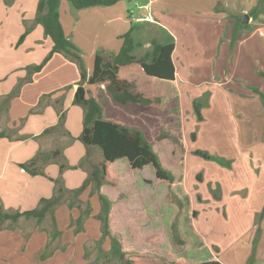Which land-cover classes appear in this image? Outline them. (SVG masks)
Returning <instances> with one entry per match:
<instances>
[{
    "label": "crops",
    "instance_id": "crops-1",
    "mask_svg": "<svg viewBox=\"0 0 264 264\" xmlns=\"http://www.w3.org/2000/svg\"><path fill=\"white\" fill-rule=\"evenodd\" d=\"M38 3L39 0H17L18 7L12 12L16 5L0 0V205L6 213L40 208L42 198L56 195L54 179L63 183L64 172L54 160H39L42 172L35 174L23 164L39 152L52 149L54 137L47 138L45 134L53 133L45 130L58 122L60 111L65 109L64 101L75 104L79 87L80 69L63 53H56L40 71L30 68L40 64L53 46L44 26L42 29L40 23H35ZM134 3L140 8L135 11L140 18L137 21L128 14L132 7L127 0L87 8L91 19L105 15L112 23L119 21L112 28L117 41L107 46L113 49H107L111 53L108 59L118 53L121 37L130 29L136 42L134 50L146 45L141 54L133 50L138 57L152 51L153 40L174 41L175 83L180 96L186 93L188 97L189 89L198 88L205 103L198 98L194 103L201 105L197 112H203L204 120L205 109H215L217 117L222 118L216 128L238 135L239 143H259L257 146L264 149V0ZM73 11L72 5L63 0L62 22L63 16ZM79 12L75 11V15ZM245 15L249 18L245 19ZM32 23L35 29L31 32ZM154 24L159 27L157 38ZM63 25L71 39V32L64 22ZM24 33L25 38L19 42ZM31 55L37 58L32 61ZM85 88L88 90V85ZM51 105L55 108L51 109ZM84 166L83 170L77 168L81 176L75 174L78 178L67 185L59 201L43 216L0 219V264H117L109 259L112 239L103 234L98 217L102 208L99 192L91 185L77 190L89 175ZM100 193L106 195L105 187ZM215 259L224 262L218 256Z\"/></svg>",
    "mask_w": 264,
    "mask_h": 264
},
{
    "label": "rangeland",
    "instance_id": "rangeland-1",
    "mask_svg": "<svg viewBox=\"0 0 264 264\" xmlns=\"http://www.w3.org/2000/svg\"><path fill=\"white\" fill-rule=\"evenodd\" d=\"M4 1L11 5L17 0ZM127 4L135 11L140 9L134 0H127ZM15 5L12 12L18 7ZM75 11L78 10L63 16V22L79 48L87 72L91 73L96 54H102L106 63L111 61L108 50L113 49L107 46L117 41L112 28L119 21L112 23L105 15L91 19L87 8L81 9L78 15ZM154 26L157 38L159 27ZM142 50H146V45L134 52L141 54ZM29 58L34 61L37 57ZM25 60H28L26 56ZM85 85H88L89 97L100 95V89L106 88L107 83L85 82ZM188 97L186 93L184 97L178 93L167 108L142 114L134 113L132 106L112 98L102 102L105 118L123 120L145 132L163 165L175 176L169 182L157 178L151 165L133 170L127 159L117 160L113 168L118 184L105 183L100 188L105 187V196L111 202L112 231L121 238L127 255L153 254L174 264L197 263L216 256L225 264H264V149L257 146L259 143H239L238 135L216 128L222 118L217 117L215 109H205L204 120L203 112L198 113L196 108L201 105L198 101L194 103L195 98L204 102L198 88L189 89ZM64 102L67 123L59 131L50 133L53 135L45 134L47 138L53 136L54 142L51 141L52 149L45 151L47 159L42 161L50 162L53 151L62 150V162L68 168L61 178L67 187L78 178L75 174L81 176L77 168L83 170L85 165L90 175L100 167L103 157L99 147L87 148L79 139L84 126L83 107ZM85 184L86 181L82 186Z\"/></svg>",
    "mask_w": 264,
    "mask_h": 264
},
{
    "label": "trees",
    "instance_id": "trees-1",
    "mask_svg": "<svg viewBox=\"0 0 264 264\" xmlns=\"http://www.w3.org/2000/svg\"><path fill=\"white\" fill-rule=\"evenodd\" d=\"M10 1V0H8ZM63 0H39L36 22L44 26L45 34L53 41V46L44 60L30 68L40 71L45 64L56 54L63 53L74 60L80 69L79 87L75 92L73 102L83 107V130L79 139L91 148L97 146L102 152L100 167L91 172L86 184L78 188L82 191L86 186L91 185L99 192L101 200V211L98 215L102 221V231L105 236L112 239L110 250V261L115 260L119 264H174L169 263L165 258L153 254L128 253L123 250L121 238L115 235L111 228V202L102 193L100 188L105 183L112 186L119 182L118 175L113 165L119 159H127L133 170H142L152 166L157 178L173 182L175 176L167 169L153 143L146 137L145 132L136 126L127 124L123 120L104 117V105L102 102L110 98L122 105L133 107L134 113H147L152 109H165L173 97H177L176 68L173 61L174 41L160 43L152 42V51L144 56L138 57L133 54L136 42L132 36V29L122 35L123 44L118 53L111 55L112 59L106 63L102 54L98 53L94 59L92 72L88 74L84 65V59L80 54L78 46L69 38L61 20L60 4ZM74 9L81 10L93 6H110L121 0H66ZM24 33L19 42L25 38ZM92 85H106L100 89V95L87 96L84 83ZM105 93H108L109 96ZM104 97H107L104 99ZM104 100V101H103ZM176 101V100H175ZM198 109V107H197ZM199 110V109H198ZM199 112V111H198ZM66 124V110L60 111L58 122L48 127L45 133L59 131ZM200 152V151H198ZM52 160L60 163L61 171L64 172L68 165L62 162V150L53 151ZM45 153L38 155L29 163L23 166L30 173L35 174L41 171L39 160H46ZM46 158V159H45ZM53 180V179H52ZM56 183V195L53 198H42L41 207L24 212L6 213L0 205V219L19 216H43L47 208L59 201L61 194H64L66 187L59 179ZM191 264H225L219 259H210Z\"/></svg>",
    "mask_w": 264,
    "mask_h": 264
},
{
    "label": "built area",
    "instance_id": "built-area-1",
    "mask_svg": "<svg viewBox=\"0 0 264 264\" xmlns=\"http://www.w3.org/2000/svg\"><path fill=\"white\" fill-rule=\"evenodd\" d=\"M128 13L130 14V17L133 21H137L139 20L140 18L138 16L135 15V10L134 9H130L128 11Z\"/></svg>",
    "mask_w": 264,
    "mask_h": 264
},
{
    "label": "water",
    "instance_id": "water-1",
    "mask_svg": "<svg viewBox=\"0 0 264 264\" xmlns=\"http://www.w3.org/2000/svg\"><path fill=\"white\" fill-rule=\"evenodd\" d=\"M249 17H248V15H245V19H248Z\"/></svg>",
    "mask_w": 264,
    "mask_h": 264
}]
</instances>
